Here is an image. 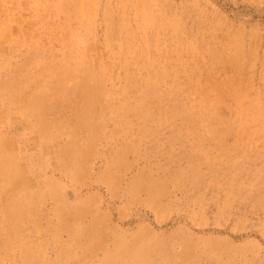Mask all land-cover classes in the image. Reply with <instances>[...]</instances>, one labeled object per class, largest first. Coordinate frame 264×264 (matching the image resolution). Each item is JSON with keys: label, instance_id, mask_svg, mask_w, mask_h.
Here are the masks:
<instances>
[{"label": "rangeland", "instance_id": "rangeland-1", "mask_svg": "<svg viewBox=\"0 0 264 264\" xmlns=\"http://www.w3.org/2000/svg\"><path fill=\"white\" fill-rule=\"evenodd\" d=\"M0 264H264V0H0Z\"/></svg>", "mask_w": 264, "mask_h": 264}]
</instances>
